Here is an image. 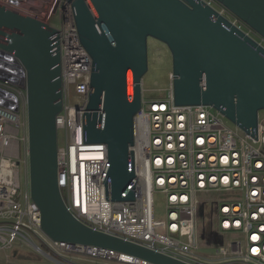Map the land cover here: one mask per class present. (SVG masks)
Listing matches in <instances>:
<instances>
[{
	"label": "built area",
	"instance_id": "1",
	"mask_svg": "<svg viewBox=\"0 0 264 264\" xmlns=\"http://www.w3.org/2000/svg\"><path fill=\"white\" fill-rule=\"evenodd\" d=\"M203 1L264 48V39L226 8L215 0ZM0 6L58 31L64 105L57 128L65 137V146L58 147V186L77 221L185 264H264V122L260 117L257 137L247 133L242 137L212 107L176 105L171 75L169 94L157 100L142 97L134 117L130 171L135 179L122 194L126 199L133 193V199L112 201L104 182L107 147L85 141L93 58L81 42L72 4L0 0ZM55 16L58 27L52 25ZM72 95L79 101L74 103ZM23 170L29 183L27 72L14 54L0 48V252H10L19 244L57 263L58 252L116 257L113 252L50 239L46 246L40 237L44 234L40 209L30 189L22 191ZM212 192L236 193L240 200H213L215 230L207 229L232 241L215 255L202 257L196 252L198 206L202 196ZM156 194L166 199L164 221L155 219ZM206 238L202 233L201 239ZM121 259L127 264H148Z\"/></svg>",
	"mask_w": 264,
	"mask_h": 264
},
{
	"label": "water",
	"instance_id": "2",
	"mask_svg": "<svg viewBox=\"0 0 264 264\" xmlns=\"http://www.w3.org/2000/svg\"><path fill=\"white\" fill-rule=\"evenodd\" d=\"M81 42L93 58L85 141L107 147L104 182L112 201L135 179L130 171L134 117L148 71V40L173 62L175 104L209 106L257 137L264 110V48L203 0H67ZM264 39V0H215ZM0 48L27 72L29 185L53 242L99 249L148 264H185L94 231L68 211L58 186L57 117L63 110L58 31L0 6Z\"/></svg>",
	"mask_w": 264,
	"mask_h": 264
},
{
	"label": "rangeland",
	"instance_id": "3",
	"mask_svg": "<svg viewBox=\"0 0 264 264\" xmlns=\"http://www.w3.org/2000/svg\"><path fill=\"white\" fill-rule=\"evenodd\" d=\"M52 25L59 26L58 17L55 16L52 20ZM172 54L169 48L152 38L148 40V71L142 79V97L145 100H157L165 98L169 94L171 88V75H173V62ZM74 103L79 101L78 97L72 95ZM216 113L217 111L213 109ZM219 113V112H217ZM220 114V113H219ZM224 124L232 129H239V134L242 137L246 136V132L241 130L236 124L231 122L226 117L220 114ZM260 121L264 122V110L259 112ZM65 146L64 133H58V147ZM22 191L26 192L30 189V185L27 182L25 171L23 170L21 178ZM202 203L199 204L198 210L201 211L200 225L198 228V250L196 251L202 257H210L216 254L218 248H226L231 243L232 238L230 236H219L215 230L214 214H211L212 202H223L225 200H240V195L236 193L225 192H212L211 194H204L201 198ZM215 200V201H213ZM155 205V219L157 221H164L166 217V199L162 194H156L154 197ZM203 218V221H202ZM211 223L213 226L211 227ZM207 228H213L210 233ZM202 233L207 234L205 240L201 239ZM40 237L46 246H49L48 238L43 234ZM58 262L61 264H127L117 260L102 259L90 256L85 253H72L63 252L56 253ZM25 257V259L21 258ZM9 259V263H6V259ZM0 264H58L57 262L48 259L42 254L36 253L29 247H22L19 244L14 246V249L10 252H0Z\"/></svg>",
	"mask_w": 264,
	"mask_h": 264
},
{
	"label": "trees",
	"instance_id": "4",
	"mask_svg": "<svg viewBox=\"0 0 264 264\" xmlns=\"http://www.w3.org/2000/svg\"><path fill=\"white\" fill-rule=\"evenodd\" d=\"M21 258L25 259V257H21Z\"/></svg>",
	"mask_w": 264,
	"mask_h": 264
},
{
	"label": "flooded vegetation",
	"instance_id": "5",
	"mask_svg": "<svg viewBox=\"0 0 264 264\" xmlns=\"http://www.w3.org/2000/svg\"><path fill=\"white\" fill-rule=\"evenodd\" d=\"M58 264H61V263H58Z\"/></svg>",
	"mask_w": 264,
	"mask_h": 264
}]
</instances>
